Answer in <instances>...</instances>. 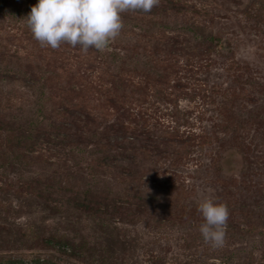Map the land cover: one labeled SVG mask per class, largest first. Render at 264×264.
<instances>
[{
	"label": "rangeland",
	"instance_id": "rangeland-1",
	"mask_svg": "<svg viewBox=\"0 0 264 264\" xmlns=\"http://www.w3.org/2000/svg\"><path fill=\"white\" fill-rule=\"evenodd\" d=\"M35 3L0 0V264H264V0H158L87 51Z\"/></svg>",
	"mask_w": 264,
	"mask_h": 264
},
{
	"label": "clouds",
	"instance_id": "clouds-1",
	"mask_svg": "<svg viewBox=\"0 0 264 264\" xmlns=\"http://www.w3.org/2000/svg\"><path fill=\"white\" fill-rule=\"evenodd\" d=\"M158 0H36L25 16L33 38L42 46L58 48L61 42L83 51L104 48L122 29L120 13L127 10L151 11ZM203 217L199 232L213 247L224 242L228 209L205 197L197 204Z\"/></svg>",
	"mask_w": 264,
	"mask_h": 264
}]
</instances>
